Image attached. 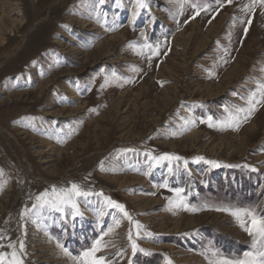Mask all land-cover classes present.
Masks as SVG:
<instances>
[{"label":"rangeland","instance_id":"obj_1","mask_svg":"<svg viewBox=\"0 0 264 264\" xmlns=\"http://www.w3.org/2000/svg\"><path fill=\"white\" fill-rule=\"evenodd\" d=\"M145 2L0 0V250L23 240L24 264H76L109 227L97 255L110 264H209L208 249L250 250L235 217L216 209L264 215V104L238 129L200 121L227 119L225 108L246 107L264 82V8ZM148 153L181 159L156 163ZM72 183L103 196L77 197L82 216L44 209L21 218L41 192ZM176 188L200 210H170ZM130 230L151 255L133 254Z\"/></svg>","mask_w":264,"mask_h":264},{"label":"snow or ice","instance_id":"obj_2","mask_svg":"<svg viewBox=\"0 0 264 264\" xmlns=\"http://www.w3.org/2000/svg\"><path fill=\"white\" fill-rule=\"evenodd\" d=\"M101 4L105 2V0H99ZM233 0H227V3L231 4ZM119 3V0H117ZM137 8H146L147 3L145 0H136ZM259 5L261 8H264V0H249V3L244 4L242 11L251 13L255 10L256 6ZM224 3L221 2L219 7H223ZM196 9V13L199 14L201 11H207V7L199 8L193 5ZM135 15V13H134ZM243 22V21H241ZM248 23H251V20H248ZM66 27V26H65ZM245 32H247V28H245ZM143 35V33L141 34ZM141 47L147 48L152 51L153 55H158V48L160 45H156V49H153V46L150 44H144ZM226 62V61H225ZM264 104V82L258 84L257 88L254 89L249 96L246 98V107H237L235 111L229 110L227 107L225 111L229 113L227 119L223 121L213 122V118L211 116L207 117L206 120H201V123H207L209 127H219L221 130L225 128H236L240 127L242 122H247V120L254 114V112L258 109L260 105ZM241 113H244L241 116ZM193 125L195 121L191 122ZM150 159L156 163H160L162 161H173L180 160L181 157L176 156L170 153H164L160 156H152L151 153L147 154ZM196 160H202L203 157H195ZM185 163H187L185 161ZM213 166H219L215 161H209ZM231 167V165H229ZM255 170V169H253ZM147 175V173H145ZM161 187H167L166 184L160 185ZM174 193L177 194L178 200L174 201L173 198L169 197L170 201V210L171 207H184L186 210L190 211H198L200 209L197 208H189L187 204L183 203L184 198L179 194L184 190L181 188L173 189ZM153 195L155 193H152ZM91 195L103 196V193H92L89 191H84L78 184L72 183L68 188H56L52 186L50 190H45L41 192L39 195L35 197V203L32 205V208H25L21 212V218L23 219L29 213L39 214L41 210L48 209L50 211H55L59 213H65L66 209H70V215L82 216L83 213L79 211V206L76 202L77 197L87 198ZM104 204L108 208H112L118 210L123 214L124 218H127L131 223L135 224L137 228L140 227L139 222L133 221L132 216L126 211L125 205L112 200L110 197H103ZM217 211L229 212L233 217H235L240 228L248 234L251 238L250 250L245 252L243 256L240 257H228L222 254L219 250L216 249H208L205 253H202L208 258L209 264H264V215H259L256 213L254 208H229V207H220L216 209ZM100 215H104L103 212ZM120 221L116 220L115 226H119ZM114 229L109 227L107 231L102 232L101 235L92 242L91 247L84 249L78 256L72 257L76 264H110V262L106 261L104 256H98L97 253L101 252V250L108 246V244L104 241V237L108 236ZM139 235V233H137ZM3 236H0V239H3ZM128 238L131 241V248L133 254L137 251L144 253L145 255H151L150 251L140 248L136 241L132 238L131 230L129 231ZM57 246L61 248L65 255H71L68 252V249L60 244L57 241ZM4 245H0V249H2ZM7 248L11 249V251H3L0 250V264H24L23 255L24 253V242L23 240L19 241V249L15 243L9 242L7 244ZM168 264H172L171 260L168 261Z\"/></svg>","mask_w":264,"mask_h":264},{"label":"bare ground","instance_id":"obj_3","mask_svg":"<svg viewBox=\"0 0 264 264\" xmlns=\"http://www.w3.org/2000/svg\"><path fill=\"white\" fill-rule=\"evenodd\" d=\"M223 8V7H222ZM262 10V9H261ZM263 11V10H262ZM261 12V11H260ZM258 14V13H257ZM263 13H261V15H262ZM258 16H259V14H258ZM263 23V22H262ZM256 25V24H255ZM258 25V24H257ZM261 25V24H260ZM264 25V24H263ZM240 64H241V62H240ZM238 66V65H237ZM239 68H237L236 70H238ZM240 70V69H239ZM237 73V72H236ZM236 73H235V71H234V69L232 70L231 69V71H229V72H227V73H225L226 74V76L230 79V78H232L233 79V76L235 75V76H237L236 75ZM49 251L50 252H54L55 253V256H58L59 254L56 252V249H49ZM51 255V254H50ZM70 263V262H69Z\"/></svg>","mask_w":264,"mask_h":264}]
</instances>
